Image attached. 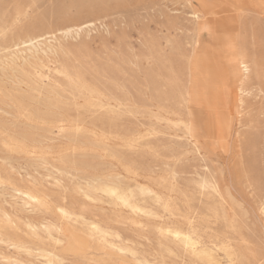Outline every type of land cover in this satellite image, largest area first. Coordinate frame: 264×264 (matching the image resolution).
<instances>
[{"label": "rangeland", "instance_id": "obj_1", "mask_svg": "<svg viewBox=\"0 0 264 264\" xmlns=\"http://www.w3.org/2000/svg\"><path fill=\"white\" fill-rule=\"evenodd\" d=\"M37 2L39 8L15 25L13 33H10L4 42L11 49L17 48L14 40L30 31H42L45 35L59 39L63 26L56 22L55 18L59 15V5L68 0ZM70 2L78 6L73 17L75 24H96L97 28L93 29L92 33H88L86 29L82 37L79 34L75 37H66L65 46L73 58L88 55L95 56L96 61H100L94 71L87 72L85 83L89 87L97 88L104 95L115 94L112 80L123 81L125 78L124 68L106 64L101 60L100 53L106 47L113 43H123L126 48L132 45L139 47L142 38L146 44L150 43L152 38L150 27L171 35L177 43L184 41L187 47L189 44L187 36L197 23L193 20L194 12L200 13L201 20L207 18V21L217 26L219 30L237 36L238 48L244 54L241 63L248 62L252 65V74L249 76L243 67L237 69L233 66L232 71L238 70L241 78L236 80L233 76L230 81H226L224 78L227 72L224 66L226 54L214 44L206 42L197 53L196 45L199 44L197 40L192 46L195 59L190 54L191 63L186 62L184 65L171 49L158 46L152 64L145 65L137 74L134 83L129 81L132 86L128 100L133 106L140 108L147 106L153 111L160 112V119L154 120L143 113L140 116L131 115L114 119L104 108L95 107L92 109L95 115L80 125L81 131L67 134L72 139L66 140L64 139L66 134L61 133L59 127L52 126L51 122L48 124L41 122L32 110L35 72L40 68V71L48 75L49 65L38 64L35 58L25 63V59L31 57L32 52L29 51L27 57H24L25 50L20 48L22 58L17 61L16 72L9 75L7 83L3 75H0L2 84L0 180L15 188V192L0 191V238L4 240V243L0 244V250H7L8 241L11 240L33 252L32 256L26 252L17 253L22 255L28 264L32 261L36 264L41 262L83 264L85 259L100 258L98 252L91 250L88 239L83 235L82 226L84 221H87L89 224L97 223L110 233L115 232L125 244L130 242L142 251H157L161 246L159 232L149 233L141 238L135 230L136 223L140 221L130 223L129 220L132 217H139L144 212L164 215L161 201L165 203L171 201L179 212L160 222L165 225L166 247L184 251V244L188 243L184 237L191 236L187 227L191 220L198 226L202 225L197 243L210 235L230 233L229 239L234 246L241 248L246 254L248 245H254L259 257L264 250L262 243L264 222L260 220L258 212L241 221L238 233L230 232L225 217L231 219L234 215L229 200L234 199L232 193L239 186V181L251 176L258 188L264 184V102L258 98L260 86L264 83L259 75L260 65L264 64V8L260 7V0H190L192 7L187 6L189 0H70ZM32 3L33 0H0V29L5 23L14 21L18 12H26ZM104 24L111 27V35H108L107 28L105 32L100 30V25ZM6 49L8 50L3 46L0 37V60L11 55ZM39 59L48 60L42 52ZM66 61L72 62L68 56L61 53L59 62L63 64ZM50 63L54 77L57 59L53 57ZM175 72L181 82L174 86L170 79ZM229 83L231 87H228ZM242 84H247V87L241 88ZM249 88H254L257 96L250 98L245 94L241 101V92L247 93ZM180 89L184 90V97L193 98L183 106L176 100ZM5 96L10 101L7 104L4 102ZM50 102L55 103L56 98L50 97ZM80 103L84 104L85 101L80 100ZM226 115L228 123L225 126L223 117ZM189 124L190 128L198 133L195 140L191 136L188 139L184 138L188 131L186 125ZM151 129H154V132L149 134ZM144 134H149L148 139L151 142L145 147L159 150L163 159L156 161L147 151L138 156L132 153L134 157L132 163L137 166V170L126 180L127 187L124 191L133 198V206L139 208L140 213H134L131 208H124L122 205L117 207L111 202V197L89 207L91 202L77 195L75 206L69 199L65 210L70 215H82L83 220L79 224L73 221L70 226L56 210L64 204L65 198L61 196L58 201L52 198L55 192L59 191L57 181L63 182L67 177H60L58 171L53 172L43 167L34 168L30 152L36 149L41 141H55L57 151L63 148L67 152L71 147L77 157H90L93 154L92 144L98 138L107 137L113 151L125 153L131 150L123 148L121 141L116 138ZM189 140L193 145L197 142L202 145L206 142L210 144L212 154L216 157L213 163L221 165L227 172L226 177L222 172L220 180L217 181L219 196L200 187L204 169L198 168L195 160L188 161ZM170 144L177 146L175 158L169 150ZM180 147L184 148V152H179ZM180 156L184 157V162L177 164L176 160ZM169 167L175 172L171 182L167 180ZM177 168L178 172L175 171ZM145 170L152 175V179H145ZM37 174L40 177L39 185L36 182ZM9 176L12 177L11 181L6 179ZM29 176L33 177L31 182L28 180ZM233 180L236 181L235 185ZM3 187L4 185H0V188ZM144 188L151 189L153 194L141 193V189ZM100 195L103 197V193ZM28 196H32L33 200L45 199L54 207L50 210L37 206L28 211L24 207ZM220 196L228 199L221 200ZM249 206L252 207L251 204ZM8 217L12 218V225L15 227L8 224ZM170 228L173 233L178 232L183 237L177 239L173 234L168 237ZM32 229L36 231L33 232ZM57 239L60 243L55 242ZM187 259L191 262L198 257L189 254ZM181 264H184L183 256Z\"/></svg>", "mask_w": 264, "mask_h": 264}, {"label": "snow or ice", "instance_id": "obj_2", "mask_svg": "<svg viewBox=\"0 0 264 264\" xmlns=\"http://www.w3.org/2000/svg\"><path fill=\"white\" fill-rule=\"evenodd\" d=\"M187 6L192 7L190 0ZM260 7L264 8V0H260ZM38 8L39 4L37 0H33V3L26 12H18L14 21L5 23L3 28L0 29L3 46L8 48L11 53L10 56H5L4 59L0 60V75H3L7 83L9 75L18 67L17 61L22 58L20 48L25 50L23 53L24 57H27L29 51L32 52V56L25 59V63H28V60L32 58H35L38 64L48 63V75H45L39 68L35 72L33 78L34 94L31 98L32 110L37 114L41 122L45 124L51 122L52 126L59 127L60 132L66 134L64 136L66 140L72 139L67 134L81 131L80 125L95 115L92 111L95 107L104 108L114 119L131 115L140 116L142 113L154 120L160 119V112L153 111L147 106L144 108L133 106L132 102L128 100L132 86L129 81L134 83L137 74L141 72L145 65L152 64L156 57L158 46L171 49L184 65L186 62L191 63L189 56L192 54V46L196 44L197 40H199V44L196 45L197 53L201 51L206 42L214 44L220 48L222 53L226 54L224 61V66L227 69L224 77L226 81H230L233 76H235L236 80H240L241 78L238 70L232 71L233 66L237 69L243 67L244 72L248 73L249 76L252 74V65L248 62L241 63V58L244 54L238 48L237 36L219 30L217 26L210 24L207 18L201 20L200 13L194 12L195 18L193 20L197 23L194 30L187 36L189 41L187 47H185L184 41L177 43L171 35L159 30H153L151 27L152 38L150 43L146 44L142 38L139 47L132 45L126 48L123 43H113L110 47H106L100 53L101 60L106 64L124 68L123 76L125 78L123 81L112 80L111 84L115 94L108 93L104 95L97 88L89 87L85 83L87 72L94 71L95 66L100 61H96L95 56L88 55L73 58L72 53L65 46L66 37H75L78 34L82 37L86 29L88 33H92V30L97 28L96 24L78 25L73 22V17L77 13L78 6L70 2V0L59 5V15L55 18L56 22L63 26V30L59 33V39L51 35H45L42 31H30L13 41L17 45L16 49H11L4 44L9 34L13 33L15 25H18L23 18H26L29 13ZM105 28L108 30V35H111V27L106 24L100 25V30L105 32ZM41 52L44 53V56L48 60L40 61ZM61 53L68 56L72 62L66 61L61 64L59 62ZM53 57L57 59L55 65L56 76L54 77L52 76V65L50 63ZM192 58L195 59L194 54H192ZM259 75L261 80L264 81V64L260 65ZM180 82L181 79L177 72H175L170 79V83L175 86L179 85ZM228 87H231L230 83ZM244 87H247V84L241 85V88ZM249 89L247 93L241 92V101H243L245 94L250 98L257 96L254 88ZM232 90L235 91L234 88ZM183 91V89H180V93L176 97L181 106L193 99L192 97H184ZM50 97H55L56 102H50ZM258 98L264 102V83L260 86ZM80 100H84L85 103L81 104ZM4 102L6 104L10 102L7 96H5ZM152 132H154V129H151L149 134ZM149 134L117 137L116 139L121 141L123 148L131 150V152L125 153L113 151L111 142L107 137L103 139L98 138L92 144L91 151L93 154L90 157H77L71 147H69L67 152L63 148L57 151L54 146L55 141H41L38 147L30 152L32 166L37 169L43 167L53 172L58 171L60 177H67L63 182L57 181L59 191L55 192L52 198L57 201L61 196L65 198L64 204L57 207L56 210L69 222L70 226L73 221L79 224L83 220L82 215H70L65 210L68 207L69 199L73 201V206H75L77 195L83 196L85 200L90 201L89 207L101 202L104 198L111 197V202L115 203L117 207L122 205L124 208H131L134 213H140V209L133 206V198L124 189L127 187L126 180L137 170V166L132 163L134 158L132 153L138 156L140 153L147 151L156 161L163 159L159 150L145 147L151 143L148 139ZM189 136L195 140L198 133L188 128L184 138L188 139ZM187 147L190 149L187 155L188 161L195 160L197 167L204 169V172L201 174L203 182L200 184V187L219 196L217 181L220 180L222 172H224L225 177L227 176V172L224 171L221 165L213 163L216 157L212 154V146L207 142L203 145L199 142L193 145L191 140H189ZM169 150L175 158L177 156V146L170 144ZM179 152H184V148L180 147ZM183 162V156H180L176 160L177 164H182ZM5 163H8L7 157L5 158ZM175 171L178 172L179 168ZM144 176L145 179L149 180L153 178L147 170L144 171ZM174 176L175 172L169 167L167 180L171 182ZM6 179L11 181L12 177L9 176ZM28 180L31 182L33 177L29 176ZM36 182L37 185L40 184L38 174ZM235 184L236 181L233 180V185ZM0 185H4L3 188H0V191L15 192V188L9 187L5 184L4 180H0ZM141 190L143 191V189ZM101 193H103V197H101ZM232 194L234 195V199H230L229 203L234 215L231 216V219L228 216L225 217L226 223L229 224L230 232L238 233L241 221L246 220L255 212H258L260 220L264 222V184L258 188L255 180L251 176H248L239 181V186ZM220 199L225 200L228 198L220 196ZM250 204L252 207L249 206ZM37 206L40 209L49 208L50 210L54 207L50 206L45 199L33 200L32 196H28L25 200V209L31 211ZM161 206L163 207L164 215H158L156 212H144L139 217H132L129 220L130 223L140 221L136 223L135 230L141 238L149 233L159 232L161 246L157 251H142L141 248H137L130 242L125 244L115 232L110 233V231L99 227L97 223L89 224L87 221H84V225L82 226L83 235L88 239L91 250L98 252L100 258L85 259L83 264H181V256L184 257V264H264V250L257 257V253L254 250L255 246L249 244L245 254L244 250L233 245L232 240L229 239L230 233L226 235H210L197 243L200 239L199 233L202 225L198 226L196 222L191 220H189L187 225L191 236L184 237V240L188 241V243L184 244V251L178 248L171 249L170 247H166L165 225L160 222L167 219L171 214L178 213L179 209L172 205L171 201L167 203L161 201ZM144 217H149V219H144ZM8 224L12 225L11 217H8ZM12 227H15V225H12ZM32 231L35 232L36 230L32 229ZM172 234L173 232L170 228L167 236L170 237ZM176 235L177 239H180L179 233H176ZM110 236L112 237L111 239ZM55 242L60 243V240L57 239ZM3 243L4 240L0 238V244ZM262 243H264V239H262ZM12 249L16 251L13 252ZM0 251H2L0 264H28L22 255H17V253L26 252L29 256L33 255V252L29 248L18 245L11 240L8 241L7 250ZM189 254L197 256L198 259L190 262L187 259ZM31 264H36V262L32 261Z\"/></svg>", "mask_w": 264, "mask_h": 264}, {"label": "bare ground", "instance_id": "obj_3", "mask_svg": "<svg viewBox=\"0 0 264 264\" xmlns=\"http://www.w3.org/2000/svg\"><path fill=\"white\" fill-rule=\"evenodd\" d=\"M60 32V31H59ZM13 49H15L14 47H13ZM6 51H9V50H7L6 49ZM43 53V52H42ZM28 59V58H27ZM34 66V65H33ZM36 67V66H35ZM40 69V68H39ZM16 72V71H15ZM14 73V72H13ZM18 75V74H17ZM21 77V76H20ZM31 77V76H30ZM16 79V78H15ZM24 80H26V79H24ZM34 80V79H33ZM27 81V80H26ZM0 85H2V84H0ZM24 88V87H23ZM26 88V87H25ZM31 102H32V100H31ZM228 117H227V115L226 116H224L223 117V124L226 126V124L228 123V119H227ZM5 126V125H4ZM186 127L187 128H190V124L189 125H186ZM221 142V141H220ZM224 153V152H223ZM141 193H143V194H153V191L151 190V189H149V188H144L143 189V191L141 190ZM176 233H178V232H174L173 233V235L175 236V237H177V235H176ZM179 236L180 237H183V235H181L180 233H179Z\"/></svg>", "mask_w": 264, "mask_h": 264}]
</instances>
